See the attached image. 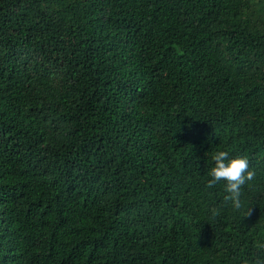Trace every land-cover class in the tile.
<instances>
[{"label":"trees","instance_id":"1","mask_svg":"<svg viewBox=\"0 0 264 264\" xmlns=\"http://www.w3.org/2000/svg\"><path fill=\"white\" fill-rule=\"evenodd\" d=\"M217 151L255 172L239 211L207 186ZM261 244L264 0H0V264H245Z\"/></svg>","mask_w":264,"mask_h":264},{"label":"clouds","instance_id":"2","mask_svg":"<svg viewBox=\"0 0 264 264\" xmlns=\"http://www.w3.org/2000/svg\"><path fill=\"white\" fill-rule=\"evenodd\" d=\"M212 160L215 166L209 171L211 179L208 182V187H214L221 181L225 182L224 191L227 193L224 200L231 202L234 209L239 211L242 207L241 195L242 188L254 180L255 172L249 170V161L244 157L230 158L227 151H217L213 154ZM247 217H251L252 210L246 212ZM264 249V244L259 245ZM245 264H264V261L259 258H253L251 261H245Z\"/></svg>","mask_w":264,"mask_h":264}]
</instances>
